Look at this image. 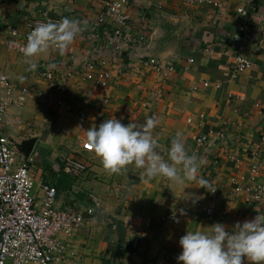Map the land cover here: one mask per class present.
<instances>
[{
	"label": "crops",
	"instance_id": "0c3cea01",
	"mask_svg": "<svg viewBox=\"0 0 264 264\" xmlns=\"http://www.w3.org/2000/svg\"><path fill=\"white\" fill-rule=\"evenodd\" d=\"M107 1L0 0V67L17 89L32 93L23 109H9L17 123L2 133L16 149L24 141H36L30 157L20 153L16 166L29 168L37 205L46 185L56 187V208L61 211L82 213L101 203L96 216L76 233L58 235L65 256L53 264H178L179 240L187 231H209L222 223L231 234L237 222L264 215L245 203L243 195L229 197L233 181L250 182L253 153L259 145L264 149V0H225L222 9L179 0H129L125 37L132 44L122 39L120 49L110 44L112 27L97 24ZM45 16L55 22L64 17L80 20L84 30L63 56L50 48L35 57L37 69L30 72L23 54L9 50L6 41L17 31L26 44L27 24ZM241 55L254 67L228 78ZM150 59L175 70L158 73L146 65ZM190 59L195 62L190 64ZM51 63L57 67L49 70ZM91 63L111 75L107 90L86 79L85 67ZM44 71L65 80L67 93L49 95ZM205 82L210 87H203ZM82 110L85 121L79 116ZM150 117L158 121L152 135L166 160L177 132L188 153L199 157L196 181L179 186L157 177L144 183L143 170L134 165L109 175L100 159L83 148L86 130L107 119L127 126ZM211 129H226V139L212 136L198 147L195 138ZM67 158L81 161L87 171L66 174ZM232 158L242 163L238 166ZM201 177L210 181L208 190L200 188ZM256 182L264 183V166ZM212 207L210 216L205 209ZM166 214L182 220L173 224L164 220ZM243 264H249L247 258Z\"/></svg>",
	"mask_w": 264,
	"mask_h": 264
},
{
	"label": "built area",
	"instance_id": "2783aa9c",
	"mask_svg": "<svg viewBox=\"0 0 264 264\" xmlns=\"http://www.w3.org/2000/svg\"><path fill=\"white\" fill-rule=\"evenodd\" d=\"M182 3L195 6H207L215 9H222L225 0H179ZM129 0H108L103 11L97 18L98 25L109 24L112 27V42L116 49L121 48V44H132V39L125 37V30L128 24V16L125 9ZM53 21L48 16L36 18L27 24V30L23 35V41L27 42V37L38 23ZM124 39V41L122 40ZM143 37L140 42H143ZM26 44L19 39L17 31H11L6 41V47L14 52L21 53V48ZM195 61L189 60L190 64ZM146 65L153 67L158 73L173 72L175 67L172 65L164 66L156 59H150ZM254 64L250 59L241 55L237 57L234 71L231 75L237 77L240 74L252 69ZM43 78L48 81L47 93L49 95L58 92L66 94L68 86L65 80H59L52 72H42ZM85 77L88 81H95L102 90H107L111 82V75L98 69L94 64H87L85 67ZM203 87L208 88V82L203 83ZM216 88H221L216 84ZM197 89V88H196ZM29 88L17 89L10 77L0 67V264H53L65 256V247L57 239L58 235L70 237L76 233L87 221L94 218L100 202L91 204L84 212H66L56 208V197L58 191L56 187L46 185L42 187L41 204L37 205L34 193L35 181L27 166H16L17 158L20 153L12 145L10 139L2 133L4 127L14 123L9 115V109L13 106L23 109L31 96ZM109 99L104 100L108 105ZM80 119L86 120V110L79 112ZM227 130L216 132L213 129L195 138L198 147L204 146L212 136H218L224 140L227 137ZM85 151L92 152L87 146L83 145ZM238 166L241 160L232 158ZM264 149L261 145L257 146L253 153V159L249 166L250 182L242 184L241 181H233L229 190V197L243 195L245 203L254 204L259 211H264V183L256 182L263 173ZM63 170L70 176H78L87 171V167L75 158H67L63 165ZM214 191V190H213ZM214 193V192H211ZM201 206V205H200ZM205 212L213 216L214 208L205 209ZM164 220H170L178 225L182 217L178 215L166 214ZM114 229L117 228L112 223Z\"/></svg>",
	"mask_w": 264,
	"mask_h": 264
},
{
	"label": "clouds",
	"instance_id": "9594fccd",
	"mask_svg": "<svg viewBox=\"0 0 264 264\" xmlns=\"http://www.w3.org/2000/svg\"><path fill=\"white\" fill-rule=\"evenodd\" d=\"M82 23L68 17L38 23L21 48L25 63L29 65L27 71H35L37 63L34 58L50 48H55L63 56L84 30ZM56 67L55 63L47 65L49 70ZM157 123L154 117L143 124L129 123L127 126L115 118L107 119L99 127L86 130V143L109 175L120 174L127 166L134 165L143 170L144 183L157 177L179 186L196 181L199 157L188 153L182 134L177 132L171 140L166 160L158 151V141L152 135ZM198 183L200 188L208 190L211 187L210 181L203 177ZM227 227L216 223L207 228L209 231H187L179 240L182 253L177 257L178 264H243V258H247L249 264H264V215H257L242 224L237 222L231 234L226 231Z\"/></svg>",
	"mask_w": 264,
	"mask_h": 264
},
{
	"label": "water",
	"instance_id": "95a60500",
	"mask_svg": "<svg viewBox=\"0 0 264 264\" xmlns=\"http://www.w3.org/2000/svg\"><path fill=\"white\" fill-rule=\"evenodd\" d=\"M36 141L35 140H29V141H24L19 145V150L18 152L24 155L27 159L30 157L34 147H35Z\"/></svg>",
	"mask_w": 264,
	"mask_h": 264
}]
</instances>
